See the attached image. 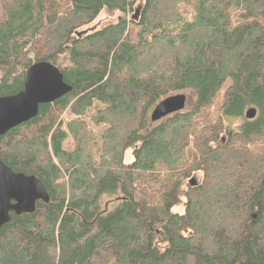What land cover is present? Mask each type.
<instances>
[{
    "label": "trees",
    "instance_id": "obj_1",
    "mask_svg": "<svg viewBox=\"0 0 264 264\" xmlns=\"http://www.w3.org/2000/svg\"><path fill=\"white\" fill-rule=\"evenodd\" d=\"M194 1L187 17L144 0L133 20L138 0H0V96L38 62L72 87L0 136V160L49 195L10 212L0 264H264V0ZM102 10L120 14L80 32ZM182 90L194 105L145 127ZM220 93L223 116H257L226 130ZM87 116L108 127L92 137Z\"/></svg>",
    "mask_w": 264,
    "mask_h": 264
},
{
    "label": "water",
    "instance_id": "obj_2",
    "mask_svg": "<svg viewBox=\"0 0 264 264\" xmlns=\"http://www.w3.org/2000/svg\"><path fill=\"white\" fill-rule=\"evenodd\" d=\"M132 17L137 18L136 14ZM71 89L55 66L46 62L31 65L22 89L14 94L0 96V136L35 117L40 104L51 103ZM185 102V95L180 93L161 99L155 104L150 120L155 122L183 110ZM255 114L256 109L250 107L245 117L253 119ZM195 183L194 179L190 180L191 185ZM37 200L49 201L41 181L34 175L14 172L0 160V228L10 220V212H33Z\"/></svg>",
    "mask_w": 264,
    "mask_h": 264
},
{
    "label": "rangeland",
    "instance_id": "obj_3",
    "mask_svg": "<svg viewBox=\"0 0 264 264\" xmlns=\"http://www.w3.org/2000/svg\"><path fill=\"white\" fill-rule=\"evenodd\" d=\"M195 1L194 0H191V1H187L185 2L184 0H178V14H187V17H190L191 15L194 14V11L192 9L193 7V3ZM144 4V0H138V4L135 8V10L130 14V18L129 19H133V20H138L139 18V15H140V11H141V8ZM170 4L169 1H166L165 2V5H168ZM120 13L118 12H115V11H112V12H109V11H106V10H102L98 16L89 24L85 25V26H82L80 28V32H84V33H90L92 31H95L96 29H99L101 27H103L104 25L106 24H110V23H115V21L117 20L118 16H119ZM137 16V18H133L132 16L135 15ZM169 15V14H168ZM165 45V44H164ZM163 44L160 45V49H164L163 50H170L167 46H164ZM162 55H165L164 51L162 52ZM184 94L185 97H186V102H185V107L186 109L187 108H191L193 105H194V101H195V93L193 90H182V91H178L174 94ZM172 94V95H174ZM188 98V99H187ZM221 93L219 95V97L217 98V102L216 104L212 107V110H215L216 112H218V115H220V118L222 119V112H221V109H220V106H221ZM155 105H152L150 107H148L145 112L142 113V118L144 120V125L145 127L147 128H151L153 126H155V124L157 123H154L150 120V115H151V112L153 110ZM250 107H253L256 109V114H255V117L257 116V113H258V110L255 106H244L243 109H242V113L240 116H223V121L225 123V129L226 130H229V131H238L240 130L241 126L244 124V122L249 119V118H246L245 117V112L248 108ZM93 112V111H92ZM90 112V113H92ZM254 117V118H255ZM253 118V119H254ZM61 119L63 120H72V119H76L75 116H73L72 114H70L69 112L65 111L62 113L61 115ZM85 124H86V129L90 132L91 136L92 137H97L99 136V134H101L104 129H106L108 127V124H105V123H102L101 125H98L96 126L91 120H90V116H87L86 118H83ZM226 136V133L224 134H221V137L222 138H225ZM109 145V144H108ZM107 145V146H108ZM64 147L67 149V150H72L75 146H74V142H73V139L69 136L68 137V140L65 142L64 144ZM124 161L126 163H129L132 161V154H131V149H128L126 150L125 154H124ZM192 179H194L195 182H200L202 180V172L200 171H195L193 172L192 174ZM108 197L104 198L102 200V204L101 206H105L106 204H108V209L111 208V203H108ZM174 211H177V212H182L183 211V208L182 206H177L173 209Z\"/></svg>",
    "mask_w": 264,
    "mask_h": 264
}]
</instances>
